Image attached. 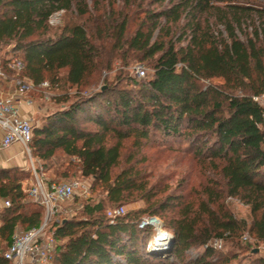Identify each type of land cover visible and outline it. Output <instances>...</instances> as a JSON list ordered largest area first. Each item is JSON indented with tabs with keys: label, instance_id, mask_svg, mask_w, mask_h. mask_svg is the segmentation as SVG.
Here are the masks:
<instances>
[{
	"label": "trees",
	"instance_id": "trees-1",
	"mask_svg": "<svg viewBox=\"0 0 264 264\" xmlns=\"http://www.w3.org/2000/svg\"><path fill=\"white\" fill-rule=\"evenodd\" d=\"M92 1L91 7L89 0H0L5 72L12 73L9 58L19 57L25 64L21 79L78 90L57 98L68 106L35 127L33 156L45 165L66 156L72 162L52 181L64 182L78 170L93 179V192L105 193L53 225V262L264 264L260 251L243 245L246 233L264 245V109L254 100L264 95V0H151L167 6L145 10L135 18V30L131 9L142 6L138 0H122L119 9L110 0ZM58 12L66 14L65 24L53 29L50 19ZM115 59L126 66L130 60L148 64L153 74L147 80L119 75L94 91ZM217 78L229 80L210 83ZM130 140L139 149L158 141L184 144L217 177L198 209L188 205L170 218L172 240L165 249L156 248L154 226L142 227L144 216H162L163 202V210L153 202L150 211L108 216L109 208L139 199L151 203L134 167L117 171ZM29 179L27 170L0 169V200L11 202L0 210V264H11L4 255L17 230L28 232L43 221V207L24 189ZM226 197L249 207L251 225L228 210ZM216 239L232 249L208 246ZM193 248L202 251L189 260Z\"/></svg>",
	"mask_w": 264,
	"mask_h": 264
},
{
	"label": "rangeland",
	"instance_id": "rangeland-1",
	"mask_svg": "<svg viewBox=\"0 0 264 264\" xmlns=\"http://www.w3.org/2000/svg\"><path fill=\"white\" fill-rule=\"evenodd\" d=\"M109 3L112 4L115 9H119L123 6L122 0H110ZM93 4V1L89 0V5L91 7L93 6ZM136 4H142V6L139 9L136 7H133L131 9V14L135 15L132 22V30H135L138 25V21L135 18L143 16V12L145 10H159L164 6H167V3H165L163 7H161V4L153 5L151 4V0H138ZM58 14L59 15L55 14L50 21V26L53 29H59L65 24V20L67 17L66 14L64 12H59ZM180 26L181 25L177 26V28ZM12 57L13 56H11L10 58ZM140 66H142L146 70L145 77L137 76V68ZM111 67V71L103 72L100 82L93 89L94 91L104 90L106 88L105 81L109 80V82H114L119 75H123L126 78H135L137 80H147L151 78L153 74L151 66L145 63H141L137 60H130L129 64L126 66L120 60L115 59L112 62ZM10 71L12 73L7 74V78L14 79L15 89H17L18 87L16 85V80L20 78L19 76L21 74L13 70ZM228 80L229 78H217L211 80L210 83L220 85L224 84ZM47 84V86H34L27 94L28 99L36 102L37 106L39 107V113L35 116L34 119L36 127L41 126L44 122V119L50 114L62 109L63 106H68L67 104L65 105L59 103L57 101V98H60L66 94L74 97L78 92L76 88L65 85V83L57 88L51 87L49 83ZM125 84L126 83H124V85ZM185 148L186 145L184 144L180 145L176 142L164 144L158 141L157 143L145 144L139 149L134 145L133 141L130 140L124 144L121 167L117 170L121 171L122 169H130L134 167L136 171L140 173V181L146 184L147 190L149 192L148 195L150 194L149 197H151V203H148L146 200L139 199L137 201L122 205L121 207L124 208L125 214L137 211H150V205L153 204V202H156V204H160L156 205V209L158 210H163L162 206H164V209L166 210L162 213V216L153 217L158 220V222H156L157 228H154L156 230L158 229L157 231H159L162 235H164V232L171 235L170 231L166 229L170 218H178L180 212H182L188 205H190L194 210L198 209L200 203L205 199L204 193L206 191V188L209 185H214L213 182H217V177L215 176L214 171L208 164V162L204 163L203 161L199 160L193 155V153L187 152ZM33 158L36 167H42L49 179L56 178L57 171L62 170L72 162L71 159L63 155L54 158L50 163H48V165H45L42 161L35 158L34 156ZM71 174L73 176L72 178L63 181L69 182L76 179L87 181L88 185L91 188V201L99 202L105 197V193L101 189H98L96 192L92 191V186L94 183L93 179H83L80 176L78 170L75 173L73 172ZM24 183H27V181H25ZM28 199L32 203H35L30 196H28ZM4 201V199L0 200V210L5 208ZM86 202L87 201H85L84 199L79 198L75 202L65 205V207L71 205L72 207L78 208L80 206V209L75 211V214L73 215L75 216L85 207V204H87ZM162 202L163 204L161 206ZM223 202V204H226L228 210H230V212H232L238 219L246 220L248 224L251 225L252 219L248 206L243 204L237 198L226 197L224 198ZM113 209L115 208H109L108 212ZM150 219L152 218L148 217L147 215L144 216V221ZM23 232L24 231H22L21 229H18L16 233ZM245 235L250 236L248 233H246ZM167 237L169 239L168 241L171 242L172 237ZM157 239L158 237L156 236V242ZM0 243L4 245L1 240ZM244 244H251L252 248L259 249V254L264 256V245L256 244L255 240L252 238L248 241L243 240V245ZM167 246V244L159 247H157L156 245V248L165 249L167 248ZM231 249L232 247L230 242H226L222 251L226 252ZM201 251L202 249H191L187 253L188 259H195L196 257H198ZM242 257L243 254H240V258Z\"/></svg>",
	"mask_w": 264,
	"mask_h": 264
},
{
	"label": "built area",
	"instance_id": "built-area-1",
	"mask_svg": "<svg viewBox=\"0 0 264 264\" xmlns=\"http://www.w3.org/2000/svg\"><path fill=\"white\" fill-rule=\"evenodd\" d=\"M58 13L56 15H59ZM8 68L21 74L25 70V64L21 58L12 57L9 60ZM145 75L146 70L142 66L138 67L137 76L145 77ZM0 79H7V73L1 60ZM16 85L18 88L15 90V94L0 95V127L5 132L2 147L8 148L19 144L30 157L32 179L24 183V189L35 203L43 207L44 218L39 227L28 232L16 233L13 238V244L4 257L11 264H55L53 257L56 253L58 242L55 238L53 225L71 218L75 211L80 209V206L76 208L71 205L65 207V205L71 204L79 198L85 201L90 200L91 188L87 181L78 179L56 183L46 176L42 167H36L30 147L36 127L34 118H23L19 112L21 104L29 103L27 94L34 87V83L28 78H18ZM47 85V83L42 84V86ZM254 100L264 109V95L255 97ZM10 206L11 202L5 200L4 207L9 208ZM124 214L125 210L123 207L115 208L108 212V216L112 219ZM156 222L155 218L146 220L143 222L142 227L145 225L156 227ZM250 239V236H244L245 241ZM208 246L215 250H221L223 248V239H216L210 242Z\"/></svg>",
	"mask_w": 264,
	"mask_h": 264
},
{
	"label": "crops",
	"instance_id": "crops-1",
	"mask_svg": "<svg viewBox=\"0 0 264 264\" xmlns=\"http://www.w3.org/2000/svg\"><path fill=\"white\" fill-rule=\"evenodd\" d=\"M9 76V75H8ZM15 82L12 78L0 79V95H12L15 94ZM28 99V97H27ZM28 104H21L19 106L20 115L23 118H30L39 113V107L36 102L28 99ZM5 136V132L0 127V169L3 168H20L30 172V179H32V164L30 157L24 152L23 148L19 144L12 145L8 148L2 147V142Z\"/></svg>",
	"mask_w": 264,
	"mask_h": 264
},
{
	"label": "bare ground",
	"instance_id": "bare-ground-1",
	"mask_svg": "<svg viewBox=\"0 0 264 264\" xmlns=\"http://www.w3.org/2000/svg\"><path fill=\"white\" fill-rule=\"evenodd\" d=\"M168 240L169 239H168V237L166 235H162L159 232V236H158V239H157V242H156L157 247L162 246V245H166V244L168 245L170 243Z\"/></svg>",
	"mask_w": 264,
	"mask_h": 264
},
{
	"label": "water",
	"instance_id": "water-1",
	"mask_svg": "<svg viewBox=\"0 0 264 264\" xmlns=\"http://www.w3.org/2000/svg\"><path fill=\"white\" fill-rule=\"evenodd\" d=\"M156 221H158L157 219H155ZM158 230V229H157ZM164 235L166 236H171L169 235L168 233L164 232ZM159 236V231H157V237ZM260 250L259 249H256L255 252L258 253Z\"/></svg>",
	"mask_w": 264,
	"mask_h": 264
}]
</instances>
